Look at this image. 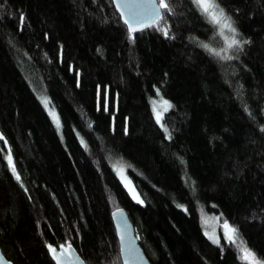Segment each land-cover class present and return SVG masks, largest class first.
<instances>
[{
  "label": "trees",
  "instance_id": "1",
  "mask_svg": "<svg viewBox=\"0 0 264 264\" xmlns=\"http://www.w3.org/2000/svg\"><path fill=\"white\" fill-rule=\"evenodd\" d=\"M165 2L133 39L112 0H0V245L14 264H55L49 245L68 243L123 264L118 208L151 264H248L201 209L264 260V0H216L248 41L230 60L209 51L222 38L193 0Z\"/></svg>",
  "mask_w": 264,
  "mask_h": 264
},
{
  "label": "snow or ice",
  "instance_id": "2",
  "mask_svg": "<svg viewBox=\"0 0 264 264\" xmlns=\"http://www.w3.org/2000/svg\"><path fill=\"white\" fill-rule=\"evenodd\" d=\"M195 4H197L198 8L208 17L211 23L218 25L221 30L227 29L229 32L233 33V38L228 43L227 47L229 49L236 48L237 50L242 49L243 44L248 43V41H241L239 39H236L235 36L238 35L236 29L233 27L231 18L226 16L224 14L223 9H220L218 5L210 4L207 2V0H193ZM117 7H129L127 4H120L119 0L117 2ZM148 14L152 16L153 20L160 18L161 10L163 9H169V4L165 2V0H158V2H154L147 6ZM170 10V9H169ZM135 15L131 16L128 19L124 20V23L128 27L129 35L131 38L134 39V36L132 35L137 31L136 23H134ZM168 32L165 30V35H167ZM207 47V46H205ZM212 54L216 56H220L222 59L230 60L232 59L231 56L224 54L221 56L220 52H215V50L209 49ZM43 103L47 107L49 104V101L45 98L43 100ZM164 104L167 107H170V105L167 104V101H164ZM51 115L54 116V118L57 120V125L59 126L58 118L55 117L54 113H51ZM159 115L157 116V119H159ZM2 138V137H0ZM8 163L11 166L12 172L16 173V168L14 166L13 160L11 155L8 156ZM116 171L118 175H120L121 180L124 181L125 186L128 188L129 192L133 194V198L137 199V202L142 203V201L139 200L138 194L135 193L134 187L131 185V181L127 179V177L124 174V169L122 167H117ZM16 179L20 180L19 174H16ZM114 215H121V213L118 211L114 213ZM225 238L228 239L230 242L237 243V247L241 252L242 259L246 260L248 264H260L259 261L256 260L254 253H252L249 249H247L244 241L242 239H238V233L237 230L230 225H228L227 221L223 224ZM214 239V242H218L215 240V237H210ZM59 253H57V248L49 245V251L52 254L53 258L57 261V264H61L62 259L67 258L70 255L71 251V244L68 243L67 245L61 244L59 245Z\"/></svg>",
  "mask_w": 264,
  "mask_h": 264
},
{
  "label": "water",
  "instance_id": "3",
  "mask_svg": "<svg viewBox=\"0 0 264 264\" xmlns=\"http://www.w3.org/2000/svg\"><path fill=\"white\" fill-rule=\"evenodd\" d=\"M114 6L119 13L124 25L125 19L135 15L134 23H136L137 31L139 33L155 26L163 17L161 10L160 18L153 20L152 16L148 14L147 6L158 2V0H119L120 4H127L129 7H117L118 0H112ZM127 26V25H126ZM128 28V27H127ZM121 215H114L116 212ZM112 219L115 225L117 236L120 243V252L123 264H151L147 257L140 241L139 234L136 227L131 221L127 211L124 208H118L112 213ZM57 253H59V246ZM53 258V256H52ZM55 264L57 261L53 258ZM260 264H264L263 259H257ZM0 264H14L4 253L0 245ZM61 264H87L81 257L75 247L71 244L70 255L62 259Z\"/></svg>",
  "mask_w": 264,
  "mask_h": 264
},
{
  "label": "rangeland",
  "instance_id": "4",
  "mask_svg": "<svg viewBox=\"0 0 264 264\" xmlns=\"http://www.w3.org/2000/svg\"><path fill=\"white\" fill-rule=\"evenodd\" d=\"M207 2L210 3V4L218 5V3L216 2V0H207ZM218 7L220 9H222L219 5H218ZM224 14L226 16H228L225 13V11H224ZM232 24H233V27L236 29V27H235V25H234L233 22H232ZM215 26H216V28H217V30H218L221 38H222V43H221V46L220 47H215V48H213V50H215V52H220L221 53V56H223L224 54L231 55L233 53L234 49H236V48L229 49L227 47V45L230 42V40L233 38V33L229 32L227 29L221 30V28L218 25H216V24H215ZM236 31H237V34L238 35H236L235 38L242 41V39L240 38V35H239V32H238L237 29H236ZM40 98H41L42 102H43V100L45 98L48 100V98L44 94H40ZM164 101H167V104L170 105L169 101L166 100L165 98L161 97V96L155 97L152 100L153 109L155 111V117L157 119V116L159 115L160 118L157 119V121L161 125L163 124V115H164V112L169 108V107H167L164 104ZM44 106H45V104H44ZM46 109L48 110L49 114H50V112L51 113H54L55 114V117L58 118L59 126L57 125V120L54 118L53 115L50 114L53 122L55 123V125L58 128V130L60 131L61 130V121H60V117H59L58 112L50 105V103L48 104V106L46 107ZM9 154H8V156H9ZM10 155L12 157V154H10ZM8 156H7V159H8ZM12 160H13V158H12ZM117 167H122L124 169L125 176L127 177V179L129 181H131V185L134 187L135 193L138 194L139 200L142 201V194H141L140 190L138 189L137 185L134 183V181L132 180V178L127 173L128 163H126L123 160H117L114 163L115 170H116ZM118 176H119V178L121 180L120 175H118ZM122 183L125 186L124 181H122ZM126 189L128 190L127 187H126ZM128 192H129V190H128ZM130 195L133 197V194L132 193H130ZM135 200L137 201V199H135ZM201 219H202V223H203L205 232L209 236V238L214 236L215 237V240H217L218 242H214V239L213 238H210V239L214 243H220L222 241V239L225 238L223 224L227 220L222 215L208 212L205 209H201ZM227 223H228V221H227ZM228 225H229V223H228Z\"/></svg>",
  "mask_w": 264,
  "mask_h": 264
}]
</instances>
